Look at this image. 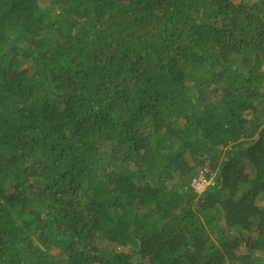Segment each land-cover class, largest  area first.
<instances>
[{"label":"trees","instance_id":"16d2710c","mask_svg":"<svg viewBox=\"0 0 264 264\" xmlns=\"http://www.w3.org/2000/svg\"><path fill=\"white\" fill-rule=\"evenodd\" d=\"M0 264H264V0H0Z\"/></svg>","mask_w":264,"mask_h":264},{"label":"clouds","instance_id":"9594fccd","mask_svg":"<svg viewBox=\"0 0 264 264\" xmlns=\"http://www.w3.org/2000/svg\"><path fill=\"white\" fill-rule=\"evenodd\" d=\"M201 178H202V184H200L199 185V187H194V184H193V182L195 181V180H193L192 181V183L190 184V187L198 194V195H200V194H202V193H204L205 192V190L209 187V186H212L213 185V182H212V180L210 181V180H205L204 179V176H200ZM199 177V178H200Z\"/></svg>","mask_w":264,"mask_h":264},{"label":"rangeland","instance_id":"374dc122","mask_svg":"<svg viewBox=\"0 0 264 264\" xmlns=\"http://www.w3.org/2000/svg\"><path fill=\"white\" fill-rule=\"evenodd\" d=\"M40 6L42 7V8H45L44 10H46L47 9V4L45 3V2H40ZM247 239H245V241H246ZM244 249H245V247L244 246H241V247H239L238 249H236V250H234L236 253H242L243 251H244Z\"/></svg>","mask_w":264,"mask_h":264},{"label":"built area","instance_id":"2783aa9c","mask_svg":"<svg viewBox=\"0 0 264 264\" xmlns=\"http://www.w3.org/2000/svg\"><path fill=\"white\" fill-rule=\"evenodd\" d=\"M202 178L200 177V178H198L197 180H195L194 182H193V184H194V187H199V185L200 184H202Z\"/></svg>","mask_w":264,"mask_h":264}]
</instances>
